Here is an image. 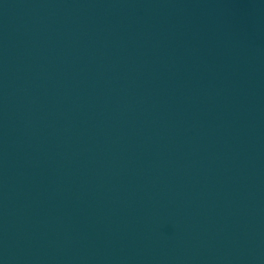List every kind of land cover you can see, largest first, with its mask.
Segmentation results:
<instances>
[{
  "label": "water",
  "instance_id": "obj_1",
  "mask_svg": "<svg viewBox=\"0 0 264 264\" xmlns=\"http://www.w3.org/2000/svg\"><path fill=\"white\" fill-rule=\"evenodd\" d=\"M0 264H264V0H0Z\"/></svg>",
  "mask_w": 264,
  "mask_h": 264
}]
</instances>
